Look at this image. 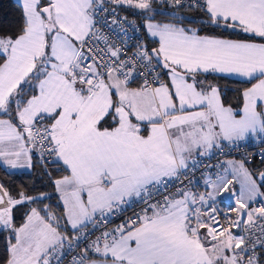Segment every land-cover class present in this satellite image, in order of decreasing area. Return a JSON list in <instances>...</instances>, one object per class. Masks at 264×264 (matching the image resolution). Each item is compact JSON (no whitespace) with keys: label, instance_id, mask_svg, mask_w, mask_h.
I'll list each match as a JSON object with an SVG mask.
<instances>
[{"label":"snow or ice","instance_id":"obj_1","mask_svg":"<svg viewBox=\"0 0 264 264\" xmlns=\"http://www.w3.org/2000/svg\"><path fill=\"white\" fill-rule=\"evenodd\" d=\"M155 2L198 8L223 34H198L182 18L148 22L159 46L122 59L119 47L92 44L104 39L99 14L127 5L151 20L154 0H21V27L0 31V161L30 169L35 150L41 161L62 162L68 174L53 181L62 219L84 241L71 264H264V171L229 161L232 179L208 176L212 192L192 190L207 167L202 158L224 142L264 139V0ZM209 73L256 81L241 93L239 112ZM234 182L235 216L222 222L209 201ZM47 195L17 198L0 185L3 264H64L65 248L79 247L48 210L31 208L14 223L17 205ZM241 228L245 235L234 233Z\"/></svg>","mask_w":264,"mask_h":264},{"label":"trees","instance_id":"obj_2","mask_svg":"<svg viewBox=\"0 0 264 264\" xmlns=\"http://www.w3.org/2000/svg\"><path fill=\"white\" fill-rule=\"evenodd\" d=\"M154 6V5H153ZM154 8H156L154 6ZM164 12H155L152 14L154 19H146L141 10L123 6L121 13L128 18L135 21L140 27V35L144 38V44L147 49L157 48V43L147 36L146 23L154 21L159 23L176 22L178 18L181 19V25L189 29H197L198 34H213L222 35L223 30L214 32L213 28L208 27L205 23V13L198 8H184L182 11L175 12L171 7H165ZM23 16L21 4L16 0H0V31L15 33L22 25ZM227 38H238L236 35H230ZM215 77V79H213ZM208 81L216 84L221 89V98L226 106H231L237 112L242 107L241 93L251 87L255 80H240L227 75H220L218 73L207 74ZM142 83L141 81H138ZM254 172L264 171V159L256 162L253 165ZM65 168L59 163H42L40 155L33 153V167L25 172H11L7 170L0 163V185L13 196L18 198L20 192H24L29 196H36L41 192L48 195L41 202L25 203L17 205L13 209V219L17 226H20L26 218V214L31 208L41 210H48L60 219V227L66 230L61 222L66 221L62 219L64 215V207L59 196L55 193L53 181L66 175ZM226 206L225 203H223ZM74 240V238H73ZM72 240V241H73ZM7 255L6 252V233L5 230H0V264Z\"/></svg>","mask_w":264,"mask_h":264},{"label":"built area","instance_id":"obj_3","mask_svg":"<svg viewBox=\"0 0 264 264\" xmlns=\"http://www.w3.org/2000/svg\"><path fill=\"white\" fill-rule=\"evenodd\" d=\"M123 6L127 5L114 6L116 9L114 15L111 12V9L99 14V23L97 27L103 34L104 39L93 40L92 44L97 45L99 49L105 50L112 46L119 47L123 53L121 58L131 60V58L137 54L140 46L145 47V44L144 38L140 35L139 25L121 13V8ZM154 6L159 12H164L166 9L165 7H168L164 6L161 8L160 5L155 2V0ZM113 20L116 22L113 23ZM143 79L144 77L140 76L136 81L142 82ZM232 157H236L241 162H244L245 166L254 173V163L260 162L264 159V139L258 138L244 143L227 144L224 146L223 151L217 150L212 155L202 158L207 167H202L195 173L192 190L200 194L207 193L210 185H206L204 180L208 176H211L215 180L218 175L223 174L227 167L228 159ZM41 162L59 164V162H53L51 160H44ZM209 205L216 207L217 214L219 215L222 222L225 215H227L229 218L235 216V213L231 211V205L226 206L220 201L213 200L209 201ZM252 206H259V203L254 202ZM134 211H139L138 205L135 207V209H129L123 216L115 217L110 226H115V224L121 223L128 216H132ZM237 230L239 235H245V232L242 228ZM97 235H99V233H97ZM94 238L95 237H92V239ZM72 242L74 245L79 243V247H74L71 250H69L67 247L65 248L67 256L64 260V264H71L72 258L78 257L84 247L83 239L80 241H76L74 239Z\"/></svg>","mask_w":264,"mask_h":264},{"label":"crops","instance_id":"obj_4","mask_svg":"<svg viewBox=\"0 0 264 264\" xmlns=\"http://www.w3.org/2000/svg\"><path fill=\"white\" fill-rule=\"evenodd\" d=\"M17 2H19L21 4V0H16ZM148 22H152V23H159V22H154V21H148ZM147 22V23H148ZM146 23V24H147ZM146 32H147V29H146ZM147 36L149 37V39L155 41L157 43V46H159V43H158V38H155V37H151L150 34H148L147 32ZM220 75H227V74H220ZM227 76H231V77H234V78H237V79H240V80H248L247 78H243V77H238V76H234V75H227ZM140 85V83L138 81H136L135 84H133L132 86L133 87H138ZM0 118H4V117H0ZM262 139L259 135H250L249 137H247L246 139L242 140V141H238L236 143H244V142H247V141H251L253 139ZM229 144L228 142H224V145H227ZM217 151V150H216ZM35 152V150L33 151V153ZM215 152V151H214ZM213 152V153H214ZM36 153V152H35ZM212 153V154H213ZM38 154V153H36ZM211 154V155H212ZM210 156V155H209ZM229 161H233V162H241L238 158L236 157H232V158H229L228 161H227V167L223 173L224 176H226L227 178L229 179H232L233 178V173L231 171V169L229 168V164L228 162ZM0 163L9 171L11 172H25V171H29L31 170V168H11L10 166H8L7 164L3 163L2 161H0ZM62 166V162H59ZM64 167V166H63ZM65 168V167H64ZM250 171V170H249ZM254 173H257V172H254ZM68 173H66L67 175ZM231 191L229 193H223L222 195H219V196H216L214 198L213 201H220L222 203H225L227 205H231V206H234L235 205V201L236 199H238L241 195V185L238 183V182H234L231 186ZM213 189L211 188V186H209L208 188V192H212ZM59 196V195H58ZM61 200V199H60ZM61 203H62V200H61ZM254 203V202H253ZM63 205V203H62ZM64 207V206H63ZM25 222V221H24ZM23 222V223H24ZM241 223H244L243 221H241ZM65 232L66 235H69V238L73 240L74 238V233H73V230L70 228V225H67V228L66 230H63ZM234 233H239L237 229H233Z\"/></svg>","mask_w":264,"mask_h":264},{"label":"rangeland","instance_id":"obj_5","mask_svg":"<svg viewBox=\"0 0 264 264\" xmlns=\"http://www.w3.org/2000/svg\"><path fill=\"white\" fill-rule=\"evenodd\" d=\"M34 153H35V152H34ZM35 154H36V153H35ZM55 193H56L57 195H59L58 192L55 191ZM61 223H62V225H63L64 227H67V224H66L65 222H61ZM22 224H23V223H22ZM22 224H21V225H22Z\"/></svg>","mask_w":264,"mask_h":264}]
</instances>
